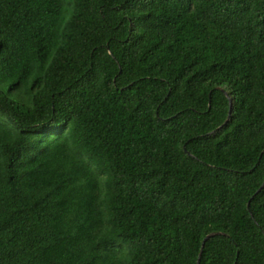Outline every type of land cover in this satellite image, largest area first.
I'll return each mask as SVG.
<instances>
[{
    "label": "trees",
    "instance_id": "1",
    "mask_svg": "<svg viewBox=\"0 0 264 264\" xmlns=\"http://www.w3.org/2000/svg\"><path fill=\"white\" fill-rule=\"evenodd\" d=\"M263 183L264 0H0V264H264Z\"/></svg>",
    "mask_w": 264,
    "mask_h": 264
},
{
    "label": "water",
    "instance_id": "2",
    "mask_svg": "<svg viewBox=\"0 0 264 264\" xmlns=\"http://www.w3.org/2000/svg\"><path fill=\"white\" fill-rule=\"evenodd\" d=\"M226 96L229 98V95H228L227 93H226ZM230 104H232L231 101H230ZM226 122H227V121H226ZM263 187H264V183H263V185L259 188V190L257 191L256 194H258V193L262 190ZM219 234H220V233H212V234H209V235L204 239L203 247H204V245H205V243H206L207 240H209L210 238H212V237H214V236H216V235H219ZM202 252H203V249L201 250V254H202ZM201 254H200L199 260H200V258H201Z\"/></svg>",
    "mask_w": 264,
    "mask_h": 264
}]
</instances>
